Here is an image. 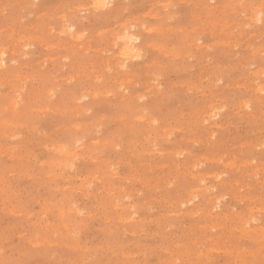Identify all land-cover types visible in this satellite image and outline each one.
Listing matches in <instances>:
<instances>
[{
    "label": "rangeland",
    "instance_id": "374dc122",
    "mask_svg": "<svg viewBox=\"0 0 264 264\" xmlns=\"http://www.w3.org/2000/svg\"><path fill=\"white\" fill-rule=\"evenodd\" d=\"M0 4V264H264V0Z\"/></svg>",
    "mask_w": 264,
    "mask_h": 264
},
{
    "label": "bare ground",
    "instance_id": "6f19581e",
    "mask_svg": "<svg viewBox=\"0 0 264 264\" xmlns=\"http://www.w3.org/2000/svg\"><path fill=\"white\" fill-rule=\"evenodd\" d=\"M111 0H94V4H95V7H97V8H103V7H105L109 2H110ZM180 1V0H179ZM166 4V3H165ZM1 5V4H0ZM59 5V4H58ZM82 5V4H81ZM126 6V5H125ZM244 6V5H243ZM77 7V6H76ZM82 7V6H81ZM162 7V6H161ZM58 8V7H57ZM85 8V7H84ZM208 8V7H207ZM257 8H259V7H257ZM71 9V8H70ZM260 9V8H259ZM226 10V9H225ZM258 10V9H257ZM145 12V11H144ZM258 12H260V10L258 11ZM257 12V13H258ZM31 13V12H30ZM220 13H221V11H220ZM262 13V12H261ZM260 13V14H261ZM152 14V13H151ZM218 14V13H217ZM203 15V14H202ZM210 15V14H209ZM60 16V15H59ZM63 16H64V14H63ZM260 17V16H259ZM219 20V19H218ZM227 20V19H226ZM225 20V21H226ZM260 20V19H259ZM249 21H251V20H249ZM240 22V21H239ZM63 23V22H62ZM212 23V22H211ZM71 24V23H70ZM242 24V23H241ZM48 26V25H47ZM64 26V25H63ZM67 26V25H66ZM211 26V25H210ZM239 26V25H238ZM114 27V26H113ZM204 27V26H203ZM50 28V27H49ZM53 28V27H52ZM221 28V27H220ZM235 28V27H234ZM250 28V27H249ZM61 29H62V27H61ZM124 29V28H123ZM167 30H168V28H166ZM170 29V28H169ZM222 29V28H221ZM64 30H65V28H64ZM105 30V29H104ZM212 30V29H211ZM224 31H226V30H224ZM245 30H243V32H244ZM59 32V31H58ZM61 32H62V30H61ZM74 32V31H73ZM75 33V32H74ZM213 33V32H212ZM233 33V32H232ZM237 33V32H236ZM240 33V32H239ZM11 34V33H10ZM63 34V33H62ZM68 34V33H67ZM113 35V34H112ZM119 35V34H118ZM250 37V36H249ZM260 37V36H259ZM78 38V37H77ZM118 39H120V42L122 43V49H121V51L119 52L118 51V53H121V55H122V58L124 59V61H125V63H126V61H127V59H129V57H132V56H137L138 55V50L135 48L136 47V45L134 44V40H137L138 39V37H136V36H134L132 33L130 34L129 32H127V31H125V33H124V31H123V33L121 34V36H119L118 37ZM229 42V41H228ZM193 43V42H192ZM222 43V42H221ZM115 45V44H114ZM208 45V44H207ZM217 45V44H216ZM52 46V45H51ZM55 46V45H54ZM155 47H157V46H155ZM249 47V46H248ZM101 49V48H100ZM141 49V48H140ZM23 50V49H22ZM161 50V49H160ZM256 50V49H255ZM3 51H4V49H3ZM85 51H86V49H85ZM88 51V50H87ZM258 51V50H257ZM0 52H1V50H0ZM178 52V51H177ZM200 53V52H199ZM1 54V53H0ZM178 54V53H177ZM238 54V53H237ZM2 55H4V52L2 53ZM165 56V55H164ZM253 56V55H252ZM58 57V56H57ZM2 59V58H1ZM4 60H2V62H3ZM107 61V60H106ZM90 64V63H89ZM163 64V63H162ZM74 66V65H73ZM148 74V73H147ZM260 75V74H259ZM17 76V75H16ZM74 77V76H73ZM246 77V76H245ZM200 78V77H199ZM100 79V78H99ZM122 80H123V78H122ZM134 80H135V78H134ZM217 80V79H216ZM136 81V80H135ZM257 84V83H256ZM263 84V82L261 83V86H264V85H262ZM121 87V86H120ZM150 87V86H149ZM151 88V87H150ZM251 88V87H250ZM257 88V87H256ZM111 90V89H110ZM259 90V89H258ZM261 90V89H260ZM263 90V89H262ZM126 92V91H125ZM260 93V92H259ZM202 94V93H201ZM98 95V94H97ZM137 97V96H136ZM219 99V98H218ZM246 101H247V99H246ZM247 104V103H246ZM216 105V104H215ZM220 106V105H219ZM212 107V106H211ZM215 107V106H214ZM72 109V108H71ZM191 112V111H190ZM78 113V112H77ZM204 114V113H203ZM211 117H212V115H210ZM123 118H125V117H123ZM180 129V128H179ZM99 132V131H98ZM214 133V132H213ZM264 139V138H263ZM251 141V140H250ZM196 142V141H195ZM256 142V141H255ZM241 144V143H240ZM244 145V144H243ZM259 145V144H258ZM184 151V150H183ZM188 151V150H187ZM185 152V151H184ZM181 153V152H180ZM236 156V155H235ZM237 157V156H236ZM220 158V157H219ZM94 159V158H93ZM231 159V158H230ZM246 159H248V158H246ZM255 159V158H254ZM203 161V160H202ZM250 161H252V160H250ZM220 162V161H219ZM249 162V161H248ZM247 163V162H246ZM245 163V164H246ZM227 164V163H226ZM238 164V163H237ZM244 164V163H243ZM195 168V167H194ZM258 169V168H257ZM254 171V170H253ZM220 172H221V169H220ZM248 173V172H247ZM95 174V173H94ZM195 174V173H194ZM214 175V174H213ZM248 178V177H247ZM220 181V180H219ZM170 184V183H169ZM212 185V184H211ZM240 186V185H239ZM249 186V185H248ZM191 190V189H190ZM196 196V195H195ZM193 199V198H192ZM217 202V201H216ZM215 202V203H216ZM213 205V204H212ZM260 207V206H259ZM252 210V209H251ZM261 210V209H260ZM176 213V212H175ZM185 215V214H184ZM141 217V216H140ZM256 217V216H255ZM127 219H128V217H126ZM131 218V217H130ZM135 219V218H134ZM121 220V219H120ZM215 221V220H214ZM219 224V223H218ZM235 228V227H234ZM262 228H263V226H262ZM214 229V228H213ZM254 230V229H253ZM262 231H264V230H262ZM243 234V233H242ZM245 238V237H244ZM248 238V237H247ZM261 242V241H260ZM40 243V242H39ZM38 245V244H37ZM246 247V246H245ZM244 249V248H243ZM229 250V249H228ZM122 257V256H121ZM166 262V261H165ZM175 263V262H174Z\"/></svg>",
    "mask_w": 264,
    "mask_h": 264
}]
</instances>
